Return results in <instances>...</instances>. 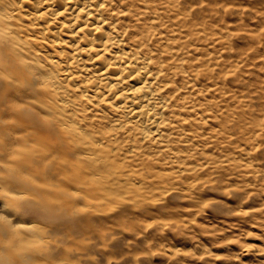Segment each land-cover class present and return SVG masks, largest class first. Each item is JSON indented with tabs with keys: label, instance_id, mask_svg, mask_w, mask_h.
Returning a JSON list of instances; mask_svg holds the SVG:
<instances>
[{
	"label": "clouds",
	"instance_id": "obj_1",
	"mask_svg": "<svg viewBox=\"0 0 264 264\" xmlns=\"http://www.w3.org/2000/svg\"><path fill=\"white\" fill-rule=\"evenodd\" d=\"M260 44L264 0H0V80L31 83L43 160L23 194L0 188V264H76L49 259L69 222L191 241L141 264H264Z\"/></svg>",
	"mask_w": 264,
	"mask_h": 264
},
{
	"label": "bare ground",
	"instance_id": "obj_2",
	"mask_svg": "<svg viewBox=\"0 0 264 264\" xmlns=\"http://www.w3.org/2000/svg\"><path fill=\"white\" fill-rule=\"evenodd\" d=\"M8 77V79L0 80V162L8 161L10 156H14L15 159L9 175L0 176V188L23 194L29 186L26 175L39 171L43 164V160L35 154L33 143L39 130L26 118L27 105L24 103L29 98H34L35 92L23 74L12 72L8 74ZM51 169L52 165H49L44 171L48 172ZM116 227L117 225L101 227L91 223L72 222L60 226L53 233L56 243L49 251V259L54 261L66 259L76 264H100V261H108L112 255L115 264H141V261L136 259L138 253L131 254L130 251L134 252V249L141 246L144 248L142 250L138 248L137 251L142 252L146 248L160 245L155 240L145 239V236H134V241L129 242L115 232ZM159 235L162 236V234ZM18 239L21 245L33 243L32 240L23 236H19ZM115 246H118L114 249L115 251L119 247L125 249L124 256L115 251V254L120 255L114 256L112 252H110L111 255L108 254ZM122 251L124 253V250ZM153 257L154 255L148 258L140 257V259L151 261ZM165 260L167 263H172L168 255L165 256Z\"/></svg>",
	"mask_w": 264,
	"mask_h": 264
},
{
	"label": "rangeland",
	"instance_id": "obj_3",
	"mask_svg": "<svg viewBox=\"0 0 264 264\" xmlns=\"http://www.w3.org/2000/svg\"><path fill=\"white\" fill-rule=\"evenodd\" d=\"M257 52L264 53V44H260L259 45V47L257 48ZM253 60H255V62L257 64V67L256 68H253V67H246L245 68V72L247 73V75L245 76V79L248 80L250 83H255V82H257L259 80V76L254 75V73H258L259 72V64L260 63H264L262 61L257 60L255 58V56H253ZM251 63H252V60L249 61V64H251ZM259 75L260 76H264V73H260ZM257 86H259V85L257 84ZM255 200H259V196L255 197ZM236 203L238 204L239 202L237 201ZM249 205L252 206V207L258 206L257 204L254 203L253 200H248L247 201V206H249ZM204 219H205V222L206 223H209V224H212L213 223V220H215V223H217V224L223 223L222 220H216L215 217H213L212 220H209L208 218H204ZM235 219H240L242 222L245 221V220H247L246 217H243V218H235ZM245 227L253 228L254 227V224L253 223L245 224ZM255 230L257 232L262 231L258 227H256ZM157 235L160 236L159 234H157ZM167 235H168V237H171V239H169L167 242H165L163 240L157 241L159 244L163 243L164 246H165V249L173 248L172 247V244H175V246H176L174 249H179L181 252H184V251H187V250L190 249V247H191V241L190 240L181 239V240H179L177 242V240L175 239V236H174L173 233L168 232ZM133 238H134V236H132L130 238H127V239H128L129 242H132V241H134ZM204 239L210 241L212 238L211 237H204ZM248 239L249 240H257L258 238L255 237V236H253V237H249ZM261 242H264V241H261ZM159 246L160 245H157L158 248H159ZM215 247L219 248L220 246L219 245H215ZM116 248H118V246H115L114 248H111L108 254L111 255L113 253L114 256L120 255V254H115L114 253V251H115L114 249H116ZM138 248L140 250H142V248H144V247H141V246L140 247H137L136 249H134V252H133V250H131L130 251L131 254H137V253L141 252L140 250L137 251ZM119 250H121V251L124 250V253H122L123 251L121 252ZM110 252H112V253H110ZM115 252H117V253L120 252L123 255V254H125V249L122 248V247H119V249L117 251H115ZM109 255H108V257H110ZM165 256H167V255H162V254H156V255H154V257L151 259V264H172V263H169V262L167 263V261L165 260ZM111 257H112V255H111ZM111 257H110V259L108 261L107 260L100 261L101 262L100 264H115L114 263V261H115L114 260V257H112V258ZM178 258L179 259H183V260H187L188 259V257H186V256H184V257H178ZM253 259H255V257H253Z\"/></svg>",
	"mask_w": 264,
	"mask_h": 264
},
{
	"label": "snow or ice",
	"instance_id": "obj_4",
	"mask_svg": "<svg viewBox=\"0 0 264 264\" xmlns=\"http://www.w3.org/2000/svg\"><path fill=\"white\" fill-rule=\"evenodd\" d=\"M250 207V205H249ZM159 215H163V213H160ZM0 223H4L3 220H0ZM145 239H152V240H155V241H165L167 242L169 239H168V235L166 234L165 236H158L155 232H149L146 236H145ZM172 247L175 248V244H172Z\"/></svg>",
	"mask_w": 264,
	"mask_h": 264
}]
</instances>
